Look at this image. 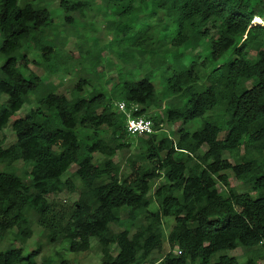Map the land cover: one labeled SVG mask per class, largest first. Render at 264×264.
I'll list each match as a JSON object with an SVG mask.
<instances>
[{"label":"trees","instance_id":"1","mask_svg":"<svg viewBox=\"0 0 264 264\" xmlns=\"http://www.w3.org/2000/svg\"><path fill=\"white\" fill-rule=\"evenodd\" d=\"M44 1L0 0V264H73L62 256L39 261V248L25 251L35 224L49 241H65L77 253L90 250L95 238L102 264H240L237 256L215 257L238 248L247 250L245 264L264 261V0H101L119 17L108 23L116 34L111 43L128 38L132 51L110 95L86 75L70 95L57 85L40 93L44 81L23 52L30 43L51 74L68 73L74 57L90 64L92 76L101 74V52H91L97 41L88 48L82 42L74 55L64 48L68 35L48 39L57 26L73 27L77 14L88 16L97 0H59V22L50 9L55 0ZM150 6V17L161 11L172 19V42L156 40L140 21ZM203 43L208 53L184 63L185 51ZM148 58L167 69L162 95L153 70L134 78ZM88 86L93 91L86 96ZM31 94L36 105L18 115ZM118 100L140 104L135 114L151 118L155 132L129 135ZM163 101L162 115H148ZM197 119L201 125L181 128L178 139L156 134L164 121ZM8 127L15 135L10 144ZM130 138L135 151L124 172L115 156L131 147ZM20 161L31 166L24 174L14 167ZM230 170L247 191L231 184ZM161 178L151 211L153 182ZM63 192L77 198H49ZM165 218L174 219L169 232ZM12 231L19 245L2 247Z\"/></svg>","mask_w":264,"mask_h":264},{"label":"rangeland","instance_id":"2","mask_svg":"<svg viewBox=\"0 0 264 264\" xmlns=\"http://www.w3.org/2000/svg\"><path fill=\"white\" fill-rule=\"evenodd\" d=\"M37 3L44 4V0H36ZM96 7L95 10H91L92 12L88 13V16L82 17L80 15H76V23L73 27L70 28H62L60 26H57L54 30H51L48 32V39L56 43L62 36L67 37V43L64 45L65 50L72 52L74 55L79 54V44L84 42V44H87L85 46L88 48L94 42H98L97 44L92 47L91 52L95 55L97 52H101L100 55V67L99 70L101 71V74H98L96 77L92 76L95 74H92L90 64L86 60H81L78 57H74L70 59L69 63V72H58L56 74H51L43 64L41 60V54L38 52L32 43L27 44L23 48V52L27 54L29 60H30V68L36 72L38 75L41 76L44 83L42 88L40 89V93L44 92L45 90H48L52 85L58 86V91L60 93H64L67 95H70V93L74 90V87L76 83L79 80V77L81 75L89 76V78L92 80L94 86L102 91L105 92L107 95H110L111 89L114 86V84L117 81L122 80L124 77L123 75H120L121 67L124 66V64L128 65L130 63L127 61V58L125 57L126 54H132L131 49H129V41L125 38L123 42H112L113 39H116L115 30L112 29L108 25L110 21H114V23H117L119 21L118 15H115L113 13V10L107 9V5L102 2L101 0L96 1ZM152 6L150 8H145L144 13H141L140 21H146L150 25V31L153 32L156 40L157 39H164L167 42H172V37L176 33V27L172 21L171 18L166 16L161 11L158 12V14H155L153 16H149L151 12ZM50 9L53 10V12L56 15H59L56 17V21L59 22L63 17L61 16V12L59 10V0H55L52 5L50 6ZM153 9V8H152ZM160 18L161 21L158 19ZM256 23H260V20H258ZM212 33L215 32L214 29L211 30ZM129 34L127 37H130ZM2 41V38L0 36V43ZM87 42V43H85ZM100 47V48H99ZM121 55L126 59L127 62H124ZM208 44L203 43L199 48L195 50H186L185 53L187 54L186 57L183 59L184 63L189 64L192 60H197L199 57L205 56L208 53ZM184 51V49H182ZM255 55V51H251V56L253 57ZM151 55H149V58ZM149 58L146 60L145 65L142 68H139L136 70L135 79H141L147 72L150 70H153V81L156 85L157 91L159 95H162L165 86L163 74L164 72H167L166 67H160V68H154L149 63ZM4 61V59L0 56V64ZM169 61H171V57L169 58ZM104 70V71H102ZM88 74V75H87ZM93 91L92 86H88L86 89V96H88L89 93ZM1 101L5 100V97H2L0 99ZM37 102V95L31 94L29 97V101L27 104H25L22 108V110L18 113V115H23L27 111L30 110L31 107L35 106ZM115 104V103H114ZM167 105V102L163 101L161 104V107H152L148 113V115L156 116V114L162 115L163 111L165 110ZM222 110H216V115H221ZM212 114V112H211ZM217 117V116H216ZM201 120L197 119L193 122L184 125L181 121H177L175 123L164 121L160 126L161 129L157 130L156 134L159 137L169 136L174 139H178L179 131L181 128H188L190 131H194L197 127L201 125ZM228 128V127H227ZM225 131L221 133V137L224 136ZM3 134L6 136V144H10L15 140L14 132L10 127L6 128L3 132ZM110 137V135H108ZM129 142H132V145L129 149H125L124 151H119L117 155L115 156V161L120 162V164L123 166L124 172H128L129 169L127 168L126 161L127 157L132 153V151H135L134 145L136 140L133 138L129 139ZM208 147L205 145L202 147V150L205 151ZM242 153L244 151L242 150ZM227 157H231L229 153H226ZM178 157V156H177ZM101 158L100 155H96L95 159ZM179 158V157H178ZM233 161L239 160V156L235 155L231 157ZM16 172L19 174H24L25 171H29L31 166L28 164H25L24 162L20 161L15 163ZM77 169L76 165H73L70 169V172H74ZM229 175V180L231 184L238 188L240 192H245L248 189L246 186H244L234 175V173L230 170L227 171ZM164 182V178L157 179L153 182V189L150 192V196L152 199V203L150 206L151 211H155L158 208V203L153 197L154 191ZM50 199H59L61 201H67L72 202L77 198L76 194H71L69 192H63L59 195H50ZM123 216L125 217L126 214L123 212ZM165 231L169 232L170 229L174 225V219L173 218H165ZM113 228L115 231H119L122 229V226L113 225ZM34 234L29 239L27 244L24 245V249L26 252H30L32 250L39 248V256L38 260H42L43 256H52L56 259L58 257L62 256L64 258H67L71 260L73 264H102V253L98 246V241L95 238H92V246L91 249L88 251H81V252H73L71 251L69 244L65 241H57V242H51L48 240V238L44 234V230L38 227L36 224L34 225ZM10 245H19L14 239V231L10 232L4 242L2 243V247H7ZM115 253H117L115 251ZM222 254H228L231 256H237L239 258L240 264H245L247 260V250L244 248H238L236 250H227L222 251L215 256L216 258L219 255ZM215 258V259H216ZM260 264H264V261H261Z\"/></svg>","mask_w":264,"mask_h":264},{"label":"built area","instance_id":"3","mask_svg":"<svg viewBox=\"0 0 264 264\" xmlns=\"http://www.w3.org/2000/svg\"><path fill=\"white\" fill-rule=\"evenodd\" d=\"M115 108L125 116L126 130L129 135L142 136L155 132L154 121L151 118L135 114L140 110V104L118 100L115 102Z\"/></svg>","mask_w":264,"mask_h":264},{"label":"clouds","instance_id":"4","mask_svg":"<svg viewBox=\"0 0 264 264\" xmlns=\"http://www.w3.org/2000/svg\"><path fill=\"white\" fill-rule=\"evenodd\" d=\"M255 20H259V17H256ZM255 20H254V22H255Z\"/></svg>","mask_w":264,"mask_h":264}]
</instances>
